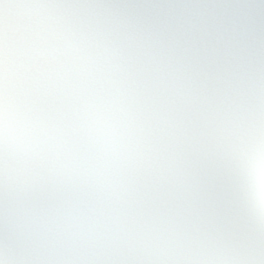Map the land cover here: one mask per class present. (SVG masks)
Masks as SVG:
<instances>
[{"label": "snow or ice", "instance_id": "snow-or-ice-1", "mask_svg": "<svg viewBox=\"0 0 264 264\" xmlns=\"http://www.w3.org/2000/svg\"><path fill=\"white\" fill-rule=\"evenodd\" d=\"M0 264H264V0H0Z\"/></svg>", "mask_w": 264, "mask_h": 264}]
</instances>
